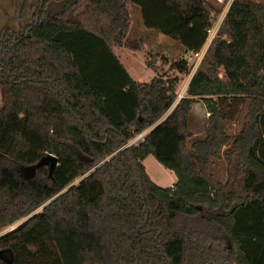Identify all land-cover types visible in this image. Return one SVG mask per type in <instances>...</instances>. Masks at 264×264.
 <instances>
[{
  "label": "trees",
  "instance_id": "obj_1",
  "mask_svg": "<svg viewBox=\"0 0 264 264\" xmlns=\"http://www.w3.org/2000/svg\"><path fill=\"white\" fill-rule=\"evenodd\" d=\"M131 3L184 52L218 14L204 0H37L20 30H2L0 230L30 216L0 236V264H264V2L231 1L176 104L185 58L161 56L176 74L136 82L113 52L141 49ZM149 155L171 187L151 180Z\"/></svg>",
  "mask_w": 264,
  "mask_h": 264
},
{
  "label": "rangeland",
  "instance_id": "obj_2",
  "mask_svg": "<svg viewBox=\"0 0 264 264\" xmlns=\"http://www.w3.org/2000/svg\"><path fill=\"white\" fill-rule=\"evenodd\" d=\"M209 7L218 12L216 18L212 23L211 29L215 31V34L224 19V16L228 10V7L232 0H204ZM260 1L264 0H251ZM37 0H0V34L2 30L7 26L12 30L18 31L24 26L34 13V4ZM130 11L132 16V25L127 33V39L132 41L135 38L141 37L142 45L139 51L133 50L127 46H116L114 51L119 56L122 64L127 69L131 77L137 82H147L155 75H164V77L173 76L175 71L170 70L168 64H165L161 56L166 57L168 61L185 58L190 66V72L187 75L181 76L177 86V97L185 96L188 83L194 74L197 67L200 65L205 52L207 51L214 36L212 32L209 33L207 41L198 54L192 52H184V48L172 40L166 35H163L155 30L145 28L139 7L135 4H130ZM150 51V52H148ZM149 53V55H148ZM151 53V54H150ZM154 63L152 67H146L144 63ZM2 99V93L0 88V106ZM191 114L189 120V131L193 137L200 138L204 136V129L206 127V121L208 113L201 98H197L196 102L191 105ZM242 120L232 119L226 124V132L229 136L235 135L242 127ZM146 132L137 135L135 138L129 141V144L137 143L143 138ZM143 166L151 178V180L160 187H167L170 184L171 170L165 168L163 165H157V160L149 155L143 160ZM215 175L219 181L225 179V172L222 169L220 160L217 161L215 168ZM80 178L75 180L78 182ZM38 208L35 212L40 211ZM30 216V215H29ZM29 216L20 219L15 222L12 227H5L0 230V236L5 234L22 224Z\"/></svg>",
  "mask_w": 264,
  "mask_h": 264
},
{
  "label": "crops",
  "instance_id": "obj_3",
  "mask_svg": "<svg viewBox=\"0 0 264 264\" xmlns=\"http://www.w3.org/2000/svg\"><path fill=\"white\" fill-rule=\"evenodd\" d=\"M115 47H116V46H113L112 49H113V52L116 54V52L114 51ZM136 51H139V50H136ZM116 56H117L118 59L120 60V58H119V56H118L117 54H116ZM120 62H121V60H120ZM121 64H122V62H121ZM144 64H145L146 67H148V66L146 65V63H144ZM122 65H123V64H122ZM123 66H124V65H123ZM124 68H125V67H124ZM125 69H126V68H125ZM126 70H127V69H126ZM128 73H129V72H128ZM129 75H130V74H129ZM130 76H131V75H130ZM153 77H154V76H153ZM132 79H133V78H132ZM150 79H151V78H150ZM133 80H134V79H133ZM136 82H137V81H136ZM176 103H177V102H175V104H176ZM175 104H174V105H175ZM174 105H173V106H174ZM171 109H172V107H171V108H170V109L164 114V116H163L162 118H164V117L168 114V112H169ZM162 118H161V119H162ZM152 127H153V126L147 128V129L144 130L142 133L146 132L145 134H147V133L152 129ZM142 133H141V134H142ZM156 164L160 166V163H159V162H157ZM160 167H162V166H160ZM162 168H163V167H162ZM172 173H173V172H172ZM175 181H176V176H175V174L173 173V174L171 175V179H170V182H169L170 184H168L167 187H171V186L175 183Z\"/></svg>",
  "mask_w": 264,
  "mask_h": 264
},
{
  "label": "water",
  "instance_id": "obj_4",
  "mask_svg": "<svg viewBox=\"0 0 264 264\" xmlns=\"http://www.w3.org/2000/svg\"><path fill=\"white\" fill-rule=\"evenodd\" d=\"M138 142H140V140L138 141ZM131 144H129V142H127L125 145H124V147H129ZM123 147V148H124ZM49 159H51V166H53L54 165V163H55V157L53 156V155H51L50 157H49ZM140 188H141V191L143 192V189H142V183H141V180H140ZM142 198L144 199V195L142 196Z\"/></svg>",
  "mask_w": 264,
  "mask_h": 264
},
{
  "label": "built area",
  "instance_id": "obj_5",
  "mask_svg": "<svg viewBox=\"0 0 264 264\" xmlns=\"http://www.w3.org/2000/svg\"><path fill=\"white\" fill-rule=\"evenodd\" d=\"M211 32H212V35H213V36L216 35V34H215V31H214L213 29H211V28L208 30V35H209V33H211ZM194 54H198V53H194ZM180 98H181V96L177 97V99H176L175 102H177Z\"/></svg>",
  "mask_w": 264,
  "mask_h": 264
},
{
  "label": "bare ground",
  "instance_id": "obj_6",
  "mask_svg": "<svg viewBox=\"0 0 264 264\" xmlns=\"http://www.w3.org/2000/svg\"><path fill=\"white\" fill-rule=\"evenodd\" d=\"M13 225H10V227H12Z\"/></svg>",
  "mask_w": 264,
  "mask_h": 264
}]
</instances>
